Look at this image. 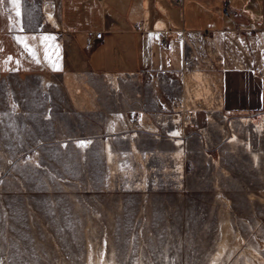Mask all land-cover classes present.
<instances>
[{
	"label": "rangeland",
	"instance_id": "1",
	"mask_svg": "<svg viewBox=\"0 0 264 264\" xmlns=\"http://www.w3.org/2000/svg\"><path fill=\"white\" fill-rule=\"evenodd\" d=\"M183 7L0 0V264H264V111H224L188 143L130 132L108 143L111 159L98 130L106 116L94 114L102 103L79 78L109 72L113 86L135 93L131 73L145 44L167 47L162 35L174 29L158 22L182 17ZM15 28L48 32L16 36ZM41 44L43 60L21 51Z\"/></svg>",
	"mask_w": 264,
	"mask_h": 264
},
{
	"label": "crops",
	"instance_id": "2",
	"mask_svg": "<svg viewBox=\"0 0 264 264\" xmlns=\"http://www.w3.org/2000/svg\"><path fill=\"white\" fill-rule=\"evenodd\" d=\"M182 1V17L175 12L170 19L158 22L159 27L174 29L168 33V46L145 44L139 69L131 73V78L139 84L135 93L127 83L125 88L113 86L116 82L109 72L93 70L87 78L79 77L84 80L90 100L98 105L102 103L103 111L98 106L94 114L106 116L98 130L104 131L102 137L107 145L103 152L111 159L115 150L108 143L127 138L130 132L146 134L157 141L163 137L173 143H188L205 131V125L215 124L216 115L224 111L251 115L264 111V0ZM224 2L234 10V19L221 12ZM147 8L143 5L138 15L145 16ZM53 20L58 23L56 18ZM182 27L181 40L178 38L181 30H176ZM47 32L44 28H26L22 32L15 28L11 34L42 36ZM96 42L90 50L96 48ZM21 51L29 55L39 52L42 60L49 52L45 44L36 50L26 45ZM91 57L99 61L98 52ZM13 77L18 78L20 85V80H28L27 76ZM120 77L127 81L129 76ZM55 86L63 91L62 84L56 82ZM67 87L73 96L74 89L68 81ZM251 115L247 116L249 120ZM45 116L50 115L45 112L44 119ZM73 138L63 142L58 138V143L77 142ZM82 138L90 141L94 135Z\"/></svg>",
	"mask_w": 264,
	"mask_h": 264
},
{
	"label": "built area",
	"instance_id": "3",
	"mask_svg": "<svg viewBox=\"0 0 264 264\" xmlns=\"http://www.w3.org/2000/svg\"><path fill=\"white\" fill-rule=\"evenodd\" d=\"M222 13L227 16V17H232L234 16V10L231 8L230 4L227 3V2H224L223 5H222ZM102 36L101 35H96V36H93L91 38L88 39V45L89 47H94L95 45V42H96V38H101ZM169 41H170V36L169 35H165L163 33L162 35V39H161V45L162 46H167L169 44Z\"/></svg>",
	"mask_w": 264,
	"mask_h": 264
},
{
	"label": "snow or ice",
	"instance_id": "4",
	"mask_svg": "<svg viewBox=\"0 0 264 264\" xmlns=\"http://www.w3.org/2000/svg\"><path fill=\"white\" fill-rule=\"evenodd\" d=\"M18 3V0H13V4L15 5V4H17ZM18 15H19V13H18Z\"/></svg>",
	"mask_w": 264,
	"mask_h": 264
}]
</instances>
